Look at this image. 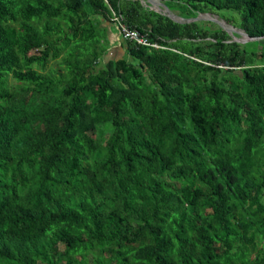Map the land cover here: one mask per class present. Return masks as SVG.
<instances>
[{"label":"trees","instance_id":"trees-1","mask_svg":"<svg viewBox=\"0 0 264 264\" xmlns=\"http://www.w3.org/2000/svg\"><path fill=\"white\" fill-rule=\"evenodd\" d=\"M158 1L259 39L0 0V264H264V0ZM100 17L164 48L105 57Z\"/></svg>","mask_w":264,"mask_h":264},{"label":"water","instance_id":"water-1","mask_svg":"<svg viewBox=\"0 0 264 264\" xmlns=\"http://www.w3.org/2000/svg\"><path fill=\"white\" fill-rule=\"evenodd\" d=\"M139 1L143 5H146L149 10H151L157 14H160L162 16H165L175 23H189V22H196V21H200V20H207V21H210L212 23H215L217 26H219L221 29H223L229 35H231L233 41H236L238 43H245L248 41H257L259 39L256 37L255 38L247 37L241 31H236L231 27H229V28L225 27L224 26L225 23L222 20L215 18V16L212 14H200L194 18L184 19V18H181V17H179L173 13H170L169 10L162 4V2H160L158 0H139ZM145 2H146V4H145ZM232 34H238V35L242 36L243 40H236V38Z\"/></svg>","mask_w":264,"mask_h":264},{"label":"rangeland","instance_id":"rangeland-1","mask_svg":"<svg viewBox=\"0 0 264 264\" xmlns=\"http://www.w3.org/2000/svg\"><path fill=\"white\" fill-rule=\"evenodd\" d=\"M145 4H146V2H145ZM220 14L225 16L224 12L223 13L218 12L219 16H220ZM228 15L229 14H226V16H228ZM215 18L224 21V19H222L220 17H217L216 15H215ZM100 19L102 21L103 18L100 17ZM200 21H204V20H200ZM102 23L103 24L101 25V27H105V26H108V25L110 26L111 25L110 23L108 24V22H105V20H103ZM224 23H225L224 26L229 28V26L227 25L228 23L226 21H224ZM206 26L209 27V29L213 28L212 25H210V24L209 25L207 24ZM114 29L115 28L113 26H110V28L108 29V33H109L108 37L111 39V41H110V43H107L108 45H107V49L105 51V57L117 59V58H120V57L123 56V53H124V50H125V44L123 43L124 41H122L117 36V31H116V29L114 31ZM233 29L236 30V31H239L236 28H233ZM104 35L107 36V31H105ZM235 37H236V40H243V37L238 35V34H236ZM112 38H115V40L113 41ZM119 40H121V41H119ZM120 42H121V44L119 45L118 43H120ZM31 53L37 54L38 52L32 51ZM58 61L59 60L50 61L49 64H48V68L56 69Z\"/></svg>","mask_w":264,"mask_h":264},{"label":"built area","instance_id":"built-area-1","mask_svg":"<svg viewBox=\"0 0 264 264\" xmlns=\"http://www.w3.org/2000/svg\"><path fill=\"white\" fill-rule=\"evenodd\" d=\"M120 19L115 18L113 26L117 31V36L122 41H129L139 46L151 47L153 49H162L156 42L149 41L144 35L138 33L137 30L127 27L125 24L119 22Z\"/></svg>","mask_w":264,"mask_h":264},{"label":"crops","instance_id":"crops-1","mask_svg":"<svg viewBox=\"0 0 264 264\" xmlns=\"http://www.w3.org/2000/svg\"><path fill=\"white\" fill-rule=\"evenodd\" d=\"M104 19H102V21H103ZM102 21H100L101 22V25L103 24L102 23ZM106 22V21H105ZM109 24V23H108ZM111 26V25H110ZM110 26L108 25V26H105V27H107V31H108V29L110 28ZM109 34V33H108ZM108 34H107V38L111 41V39L108 37ZM112 34V33H111ZM113 39V41L115 40V38H112ZM119 41H121V40H119ZM119 45L121 44V42L120 43H118Z\"/></svg>","mask_w":264,"mask_h":264},{"label":"clouds","instance_id":"clouds-1","mask_svg":"<svg viewBox=\"0 0 264 264\" xmlns=\"http://www.w3.org/2000/svg\"><path fill=\"white\" fill-rule=\"evenodd\" d=\"M125 42V41H124Z\"/></svg>","mask_w":264,"mask_h":264}]
</instances>
